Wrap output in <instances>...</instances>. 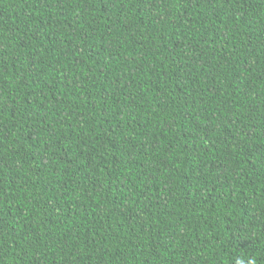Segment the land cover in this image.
I'll return each mask as SVG.
<instances>
[{"label": "trees", "instance_id": "16d2710c", "mask_svg": "<svg viewBox=\"0 0 264 264\" xmlns=\"http://www.w3.org/2000/svg\"><path fill=\"white\" fill-rule=\"evenodd\" d=\"M264 264V0H0V264Z\"/></svg>", "mask_w": 264, "mask_h": 264}, {"label": "clouds", "instance_id": "9594fccd", "mask_svg": "<svg viewBox=\"0 0 264 264\" xmlns=\"http://www.w3.org/2000/svg\"><path fill=\"white\" fill-rule=\"evenodd\" d=\"M233 264H255L254 259H245L240 256L234 257L233 258Z\"/></svg>", "mask_w": 264, "mask_h": 264}]
</instances>
